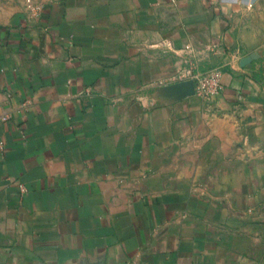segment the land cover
Masks as SVG:
<instances>
[{
    "label": "crops",
    "instance_id": "crops-1",
    "mask_svg": "<svg viewBox=\"0 0 264 264\" xmlns=\"http://www.w3.org/2000/svg\"><path fill=\"white\" fill-rule=\"evenodd\" d=\"M257 45L264 0H0V264H264Z\"/></svg>",
    "mask_w": 264,
    "mask_h": 264
},
{
    "label": "built area",
    "instance_id": "built-area-1",
    "mask_svg": "<svg viewBox=\"0 0 264 264\" xmlns=\"http://www.w3.org/2000/svg\"><path fill=\"white\" fill-rule=\"evenodd\" d=\"M186 77L195 81L198 96L211 99L219 96L223 89V73L220 70L200 72L198 75L189 71Z\"/></svg>",
    "mask_w": 264,
    "mask_h": 264
},
{
    "label": "rangeland",
    "instance_id": "rangeland-1",
    "mask_svg": "<svg viewBox=\"0 0 264 264\" xmlns=\"http://www.w3.org/2000/svg\"><path fill=\"white\" fill-rule=\"evenodd\" d=\"M242 61L249 75L260 84L264 93V45H257V51L249 53Z\"/></svg>",
    "mask_w": 264,
    "mask_h": 264
}]
</instances>
